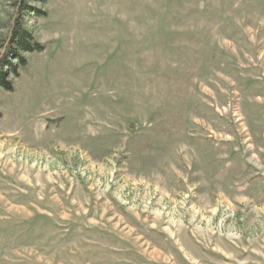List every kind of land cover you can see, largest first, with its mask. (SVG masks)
Wrapping results in <instances>:
<instances>
[{
	"label": "rangeland",
	"instance_id": "374dc122",
	"mask_svg": "<svg viewBox=\"0 0 264 264\" xmlns=\"http://www.w3.org/2000/svg\"><path fill=\"white\" fill-rule=\"evenodd\" d=\"M15 27L0 264H264V0H0V67Z\"/></svg>",
	"mask_w": 264,
	"mask_h": 264
},
{
	"label": "trees",
	"instance_id": "16d2710c",
	"mask_svg": "<svg viewBox=\"0 0 264 264\" xmlns=\"http://www.w3.org/2000/svg\"><path fill=\"white\" fill-rule=\"evenodd\" d=\"M25 9V5L22 6V10ZM10 52L14 54L17 59V64L12 65L9 61H6V67H0V89L5 91L12 90L11 82L7 81V76L10 74L18 75L19 66H24V60L19 57L18 51L22 50L24 52H39V45L35 44L32 40L30 33L27 31L15 27L9 37Z\"/></svg>",
	"mask_w": 264,
	"mask_h": 264
}]
</instances>
